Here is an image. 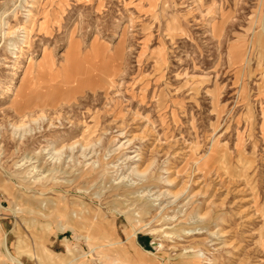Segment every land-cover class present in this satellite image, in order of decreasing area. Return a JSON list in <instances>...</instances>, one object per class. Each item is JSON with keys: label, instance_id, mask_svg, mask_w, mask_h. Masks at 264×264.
I'll return each mask as SVG.
<instances>
[{"label": "rangeland", "instance_id": "rangeland-1", "mask_svg": "<svg viewBox=\"0 0 264 264\" xmlns=\"http://www.w3.org/2000/svg\"><path fill=\"white\" fill-rule=\"evenodd\" d=\"M2 17L0 264L4 241L105 264L108 236L130 264H264V0H0Z\"/></svg>", "mask_w": 264, "mask_h": 264}, {"label": "crops", "instance_id": "crops-1", "mask_svg": "<svg viewBox=\"0 0 264 264\" xmlns=\"http://www.w3.org/2000/svg\"><path fill=\"white\" fill-rule=\"evenodd\" d=\"M72 229L74 231H76V228H72ZM135 236H136V234L133 233L132 236H130L128 238L127 241L129 242L128 243L129 245L134 246L133 239ZM106 241H107V244L93 248L94 250H96L95 252L100 257L99 261L105 262V264L106 263L108 264L109 261H112V260H113L114 264H130V254L128 252V246L127 245H124L121 241H118L111 236L106 237ZM111 248H113L114 250H117L118 252L123 253V255L126 257L125 260L123 258H122V260L112 258L110 256V254L108 253V251H110ZM16 251H18V254H19L18 258L22 261L23 264H26L21 259L24 255H26L29 259H31L33 261H37L38 264H45V262H47V260H44L46 258V256L42 257L38 253L26 250V247L24 244H22V241L18 242V245L16 247ZM188 264H190V263H188Z\"/></svg>", "mask_w": 264, "mask_h": 264}, {"label": "bare ground", "instance_id": "bare-ground-1", "mask_svg": "<svg viewBox=\"0 0 264 264\" xmlns=\"http://www.w3.org/2000/svg\"><path fill=\"white\" fill-rule=\"evenodd\" d=\"M4 19L3 17L1 18L0 20V28H1V37L2 39L5 38V30L3 28L4 26ZM263 32H264V25H263ZM28 36V35H27ZM26 38V37H25ZM3 43V42H2ZM11 46H14V44H11ZM10 46V47H11ZM85 149V147H84ZM87 149V148H86ZM55 150V149H54ZM45 156V155H44ZM136 172V171H135ZM135 174V173H134ZM39 205L41 206H46V205H49V202L46 200V199H40L39 202H38ZM1 206V205H0ZM144 228V227H143ZM4 248H5V256L7 258V260L11 261L12 264H23L21 260H19V258H16V256H14L10 251H9V248L7 247V244H5V241L2 243Z\"/></svg>", "mask_w": 264, "mask_h": 264}]
</instances>
